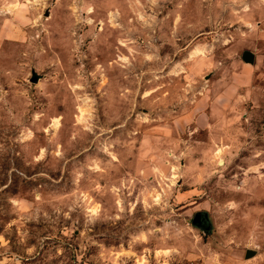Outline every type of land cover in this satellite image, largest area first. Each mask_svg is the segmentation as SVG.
<instances>
[{"label": "rangeland", "instance_id": "rangeland-1", "mask_svg": "<svg viewBox=\"0 0 264 264\" xmlns=\"http://www.w3.org/2000/svg\"><path fill=\"white\" fill-rule=\"evenodd\" d=\"M262 36L264 0H0V264H264Z\"/></svg>", "mask_w": 264, "mask_h": 264}, {"label": "crops", "instance_id": "crops-1", "mask_svg": "<svg viewBox=\"0 0 264 264\" xmlns=\"http://www.w3.org/2000/svg\"><path fill=\"white\" fill-rule=\"evenodd\" d=\"M264 37V36H262ZM236 61V60H235ZM256 62V60H255ZM236 65L241 69V71L244 73L236 75L235 82L232 81L230 84V91H231V99H228V103L233 104V101L237 98V95L239 94L241 89H244L247 91V96L243 95V99H252L254 102L257 100L259 101L261 99V95L259 90L257 88L255 89L253 86L254 80H255V72H256V67L251 63H247L244 60L243 61H236ZM256 104V103H255ZM210 113H213L217 111L214 109L213 106H210L209 108ZM255 111V109L253 110ZM211 117L207 116V113H205V116H200L199 122L201 123L200 125H207L208 121L210 120ZM210 124V123H209Z\"/></svg>", "mask_w": 264, "mask_h": 264}, {"label": "water", "instance_id": "water-1", "mask_svg": "<svg viewBox=\"0 0 264 264\" xmlns=\"http://www.w3.org/2000/svg\"><path fill=\"white\" fill-rule=\"evenodd\" d=\"M242 59L247 63H255L256 56L255 54L250 50H245L242 54ZM193 224L195 226H198L202 228L203 230H206L207 232L211 233L213 230V225L209 219V215L206 212H197L192 220ZM256 255V251L254 249H247L245 257L247 259L253 257Z\"/></svg>", "mask_w": 264, "mask_h": 264}]
</instances>
